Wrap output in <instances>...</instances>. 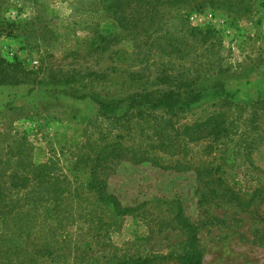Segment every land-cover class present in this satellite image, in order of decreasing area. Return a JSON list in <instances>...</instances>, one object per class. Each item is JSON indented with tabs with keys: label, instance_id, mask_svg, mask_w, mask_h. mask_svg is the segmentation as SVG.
Here are the masks:
<instances>
[{
	"label": "rangeland",
	"instance_id": "rangeland-1",
	"mask_svg": "<svg viewBox=\"0 0 264 264\" xmlns=\"http://www.w3.org/2000/svg\"><path fill=\"white\" fill-rule=\"evenodd\" d=\"M244 5L247 11L238 3L228 11L208 6L186 10L190 26L212 28L206 43L187 37L175 16L167 14L166 39L158 38L159 46L150 48L138 38L103 49L96 31L119 29L94 11V0H0V65L17 61L25 72L22 83L0 84V264H115L114 259L125 257L175 264L154 258L181 251L184 234L174 221L176 203L196 227L202 264H264V107L251 104L264 100V0H244ZM34 14L46 15L45 28L42 22H30ZM169 37H177L175 45L188 51L183 59L169 53L170 48L161 51ZM216 71L224 89L233 93L227 102L240 123L230 126L211 151L204 147L210 141L190 143L180 159L189 162L188 169L125 159L107 165L106 191L123 206L141 205L139 214L125 216L119 229L104 234L83 214L69 218L67 194L57 203L58 215L45 213L52 202L28 200L43 188L37 165H49L51 178L72 180L66 166L86 141L107 131L94 98L112 101L142 87L151 91L192 77L208 86ZM70 76L74 82L64 84ZM221 103L204 100L173 121H196ZM252 113L255 133L244 122ZM161 155L165 165L174 161ZM216 179L242 201L252 196L249 204H238ZM76 185L58 184L67 190Z\"/></svg>",
	"mask_w": 264,
	"mask_h": 264
},
{
	"label": "trees",
	"instance_id": "trees-1",
	"mask_svg": "<svg viewBox=\"0 0 264 264\" xmlns=\"http://www.w3.org/2000/svg\"><path fill=\"white\" fill-rule=\"evenodd\" d=\"M94 3L98 6L94 11L100 12L104 20H111L119 29L105 33L96 31V38L105 42L100 47L103 49L112 42L118 43L122 40L136 42L138 38H144L150 48L159 46L157 39H166L164 26L168 23L165 20L167 14L170 17L171 14L175 16L181 25L180 29L187 37L206 43L212 28L190 26L184 19L183 14L186 10L190 12L208 6L212 9L228 11L232 10L234 4L237 3L241 4L243 10H248L247 5H244V0H94ZM45 16L34 14L30 17V22L39 21V25L42 22L45 24L43 26L45 28L47 26ZM42 33L47 34L46 32ZM43 36L45 37V35ZM176 38L169 37L167 46L161 45V51L170 48L169 53L177 54L179 59H183L188 51L184 53L179 45L178 47L175 45ZM178 40L182 41L179 37ZM1 61L4 63L3 60ZM4 64L7 65L5 67L0 65V84L22 83L21 73L25 72L21 63L15 61ZM220 74V71L212 74L211 84L208 86L199 84L196 77H192L191 79H178L177 84L161 87V89L147 91L145 87H142L127 96L118 97L112 101L94 98L97 100L95 102L98 106L99 116L103 117V120H106L109 125L107 131L100 130L98 138L86 141L79 152L74 155V161L66 166L67 174L72 175V180L66 176L62 179L51 178L48 176V172H51L48 171L49 165L46 163L37 165L36 171L40 176L38 184L43 188H41L40 194L29 197L28 200H33L35 205L44 199L48 200L53 205L46 208V215L51 213L58 215L57 203L63 201L67 194L69 203H67L65 213L69 218L75 215L81 217L83 214L82 218L86 219L93 228L105 229L104 234L108 232L109 228L119 229L125 216L134 217L139 214L141 205L123 206L115 195L106 191L103 176L107 165L116 160L125 159L135 163L149 161L159 168H175L177 166L185 169L191 168L189 162L180 161L181 158L184 159L187 156L190 143L210 141L204 147L211 151L213 143L217 142L220 137L227 136L229 127L240 123L241 120L239 117H233L232 103L227 102V100H231L233 93L224 89L221 79L218 77ZM183 76L184 74L180 75V77ZM64 80V84L74 82L72 76ZM66 93L70 96L74 95L72 91ZM215 99L222 100L221 107L206 117L193 122L173 121V117L179 113L192 109L204 100ZM251 104L264 107V100H252ZM255 114H250L248 121H244L246 124H250V133H255V129L258 127L255 124ZM251 136L250 140L245 143L247 146H250L253 141V134ZM161 154H166L174 161L165 165ZM246 156L251 161L249 153H246ZM26 167L23 168L26 169ZM200 167L199 165L195 167L197 174L200 173ZM212 171L214 174L217 169L212 168ZM11 176L12 174L8 175V177ZM11 178L15 179V176ZM59 181L66 184L72 181L77 185L73 190H67L66 186L60 189ZM219 181L216 179L214 182L218 183L219 188L227 190L228 187ZM11 186L16 187L17 185L12 182ZM226 192H229L234 199H237L238 204L243 206H247L252 199L251 196L242 201V198L231 189ZM82 210L86 212L84 213ZM173 214L177 228L184 234L181 251L175 255L155 256L154 259L174 260L175 264H202V254L198 248L195 232L196 227L183 215L179 203H176ZM114 260H116L115 264H154L152 257L138 258L137 260L125 257ZM91 261L97 260L91 259Z\"/></svg>",
	"mask_w": 264,
	"mask_h": 264
}]
</instances>
